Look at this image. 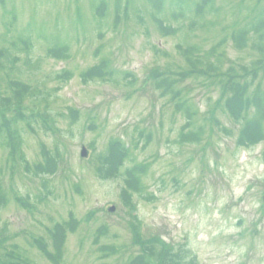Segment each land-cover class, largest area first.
<instances>
[{"label": "rangeland", "instance_id": "1", "mask_svg": "<svg viewBox=\"0 0 264 264\" xmlns=\"http://www.w3.org/2000/svg\"><path fill=\"white\" fill-rule=\"evenodd\" d=\"M170 1L159 12L160 0H0L8 78L30 87L20 154L0 131V264L10 253L25 264H130L162 243L196 264H264V138L239 145L240 125L217 107L210 125L218 90L189 76L177 86L202 134L181 140L189 125L152 75L188 70L185 48L215 52L204 59L220 55L223 69L247 62L255 51L230 33L264 0H213L182 19ZM60 44L65 57L51 52ZM8 78L0 73L2 96ZM114 142L125 158L104 176L99 160ZM138 165L142 187L131 191L126 171Z\"/></svg>", "mask_w": 264, "mask_h": 264}, {"label": "trees", "instance_id": "2", "mask_svg": "<svg viewBox=\"0 0 264 264\" xmlns=\"http://www.w3.org/2000/svg\"><path fill=\"white\" fill-rule=\"evenodd\" d=\"M152 2V0H150ZM171 5L176 11L175 16L178 19L184 18V11L193 10L203 15L205 12H210L214 9L213 0H199L194 2L190 7L184 3V0H171ZM154 4H158V0H154ZM162 0L158 6L160 12ZM103 7L104 3L100 2L98 7ZM247 9V6L245 7ZM117 12V9H116ZM104 13V12H103ZM155 21L162 24V20L155 16ZM163 31L169 30L167 27H162ZM230 39L233 46L237 49H245L250 43L251 49L255 51V56L247 62L233 63L223 69V63L220 55L215 61L206 60L208 56L214 53L206 54V56L193 54L190 48L182 49V53L187 62L188 70L168 71L163 74L158 71H153L152 75L155 87L161 91L162 95H167L172 100L175 110L183 115L189 125V132L183 133L181 140L197 141L202 134L201 126L192 128L195 125L196 110L193 107L190 99L183 93V90L177 85L184 79L200 77L207 78L212 86L218 90V97L214 107L211 106L206 111L205 120H209L210 125L214 122L218 124V119L215 117V107L220 109L221 114L227 115L235 124L240 125L238 135V144L246 145L260 141L264 138V7L257 11L254 15H250L238 27L230 33ZM225 42V38L223 40ZM218 45H216L217 47ZM216 50V48H213ZM67 48L62 44L51 49L55 56H66ZM6 49H0V73L1 75L10 78L12 66L14 62L8 56ZM7 63L9 67L4 64ZM89 70V69H88ZM96 75L98 68H90ZM110 72L101 71L97 76L109 74ZM152 76V77H153ZM8 78L7 89L10 90L9 96L0 95V131L4 132L5 139L11 146L12 155L20 154V133L18 125L26 124V108L23 105V99L30 92V87L24 85L19 80ZM258 80L257 84L256 81ZM251 86H253L252 89ZM40 116V115H38ZM47 116L43 117L46 121ZM191 137V138H189ZM108 150L100 157L98 171L104 176L115 175L123 164L125 158L124 145L118 142L109 144ZM144 168L141 165L135 168H128L126 171V185L131 191L142 187V176ZM146 247V248H145ZM142 251L135 255L130 264H196L192 257H183L177 252H172L171 248L162 243L159 245L157 253L151 246H145ZM151 247V248H150ZM153 249V250H152ZM4 264H25L18 253H10Z\"/></svg>", "mask_w": 264, "mask_h": 264}, {"label": "water", "instance_id": "3", "mask_svg": "<svg viewBox=\"0 0 264 264\" xmlns=\"http://www.w3.org/2000/svg\"><path fill=\"white\" fill-rule=\"evenodd\" d=\"M85 155H86V153H85V150H84V148H83V149L81 150V156H85ZM113 209H114L113 207H110V208H109L110 211H113Z\"/></svg>", "mask_w": 264, "mask_h": 264}]
</instances>
